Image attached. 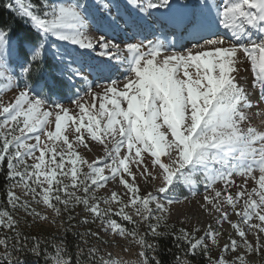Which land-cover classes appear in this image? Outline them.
Segmentation results:
<instances>
[{"label": "snow or ice", "instance_id": "6c2138e0", "mask_svg": "<svg viewBox=\"0 0 264 264\" xmlns=\"http://www.w3.org/2000/svg\"><path fill=\"white\" fill-rule=\"evenodd\" d=\"M4 8L30 32L13 38L0 27V169L11 209L0 211V228L12 233L0 238V261L16 264L22 250L15 212L49 220L34 204L55 218L69 213L66 230L82 205L78 223L131 238L138 264H161L149 239L165 234L208 264L264 253V0H6ZM48 65L55 78L34 83ZM185 203L198 226L162 232L173 205ZM74 235L101 240L99 231ZM55 252L54 264H125L95 246Z\"/></svg>", "mask_w": 264, "mask_h": 264}, {"label": "trees", "instance_id": "16d2710c", "mask_svg": "<svg viewBox=\"0 0 264 264\" xmlns=\"http://www.w3.org/2000/svg\"><path fill=\"white\" fill-rule=\"evenodd\" d=\"M5 2L6 0H0V27H9L14 35L24 33L26 31V28L21 24L20 21L15 18L12 11L4 8ZM7 187L8 183L5 180L4 171L3 169H0V211H11L10 207L6 203ZM82 207V205H77L76 208L71 211V214L76 217V219L72 222L76 225V227L72 228L71 230H66L68 226L67 215L69 213H64L62 216H60L63 217V228L62 233L59 236L49 231H40L39 233H33L29 232V230L26 231L23 230V228L19 227L22 233L21 239L23 240V246L22 250L13 252V257L16 261V264H54L52 257L56 255L55 249L57 246H59V244H63L64 250L69 255H74L77 253V245H80L81 247L91 246L93 238L85 237L84 239L89 241L88 245H85L82 243V240L79 236L74 235V233L77 231H96L97 222L94 224L90 223L85 225H80L78 223L79 220L84 219ZM20 212L22 211H17L14 213V215L17 216ZM166 223L168 227L161 228L160 230L162 232L170 233L173 230L178 232L181 227H185L180 224L171 223L169 221ZM125 226L129 228L132 227L131 224H127ZM187 229L191 230L190 228ZM0 231L1 233H3L6 230L0 228ZM202 234V232L199 233V235ZM7 235H12V233ZM24 237H27V239H23ZM36 241H39L40 249L38 250V252H33L32 249L35 246ZM100 242L105 241L101 238ZM149 242L155 243L157 245L156 252H150L149 255H154L156 259L161 261V264H177V256H179L181 260H189L190 264H208L206 256L197 255L195 258H192L191 256L186 255L185 249L178 248L176 246V241L172 235L165 234L155 239H149ZM11 243H15V241H12ZM0 264H6V262L0 261Z\"/></svg>", "mask_w": 264, "mask_h": 264}, {"label": "rangeland", "instance_id": "374dc122", "mask_svg": "<svg viewBox=\"0 0 264 264\" xmlns=\"http://www.w3.org/2000/svg\"><path fill=\"white\" fill-rule=\"evenodd\" d=\"M22 2L24 4H27L29 2V0H22ZM13 13H14L15 18L18 21H20L21 24L26 28V31L24 33H20L17 35H14L12 33L13 38L21 37V36H24L26 33H29L30 28H29L28 23L19 16L18 12H13ZM49 78H55L54 77V70L52 69V67L50 65L45 66L42 69L41 73L37 77L34 78V83H39L40 81H46ZM80 94L83 95V89H81ZM64 95H66V94H64V93L61 94L60 101L62 103H64L65 105H70V101L66 98H63ZM82 154L87 156L89 159H91L92 155H93L91 153H82ZM95 155H102V153H100L97 150L95 152ZM77 166H79V165H77ZM83 171H87V169L84 168ZM65 182H68V181L66 180ZM109 187H111V185H109ZM15 191H16L17 195L21 196L22 199L25 198L23 195L24 188L22 186H18L15 189ZM202 192H203V188L201 187L199 189L198 195L194 199L199 200L201 198L199 193H202ZM79 194H82V193H79ZM97 195L98 196H106V195H108V193L105 190L101 189L97 192ZM177 195L183 196V195H189V193L186 189H179L177 191ZM33 206L37 208V211H40L43 214L48 215L49 220L47 222L34 220L31 217H26V215L23 212H20L16 216L20 220L19 227L23 228V230H26V231L29 230V232H33V233L34 232L39 233L40 231H43V232L49 231V232H52L58 236L61 235L62 228H63V221H62L63 217L55 218L54 213L51 210L46 209L43 205L37 206L34 204ZM101 207H107V206L104 204H101ZM111 207L115 211V210H118L119 205L113 204V205H111ZM77 210H78V208H77ZM180 210H182L183 215H181ZM126 211L130 215H133L134 219L139 220V218L135 215L133 209L128 208V209H126ZM197 215H199V214L196 213L195 208L192 205H190L188 203H185L183 205L177 204V205H173L172 211H171L169 218L166 222L169 221L171 223L180 224L182 226H185V227L191 229L193 226H198V225H196V216ZM186 217L191 221L190 224H182L181 223V221L185 220ZM53 218H55V221H56L55 223L52 222ZM200 218L202 220L208 219L206 217H200ZM233 219H235V217H233ZM227 227L228 226L225 225V228H227ZM146 229H147L146 224H139L138 231L141 234H143ZM96 231L100 232L102 240H104L106 242L96 241L93 238L91 246L97 247L100 251V255L104 256V258L106 260L109 259L108 253H111L112 258L122 260L125 262V264H138L137 253L139 250V245H137L131 238L123 239V238L114 237L111 234L105 235L104 230L101 228L99 221H97ZM5 234H11V232H8L6 230L3 233H1V231H0V238H3V236ZM229 234H231V233H225L224 236L221 238V241H220L221 245L227 241ZM59 246L63 247V244H59ZM3 251H4V249L2 247H0V253H3ZM213 252H215V249L213 250ZM249 264H264V253H253V254H251V256L249 258Z\"/></svg>", "mask_w": 264, "mask_h": 264}, {"label": "bare ground", "instance_id": "6f19581e", "mask_svg": "<svg viewBox=\"0 0 264 264\" xmlns=\"http://www.w3.org/2000/svg\"><path fill=\"white\" fill-rule=\"evenodd\" d=\"M220 31H221V34H225V35H226V33L224 32L223 29H221ZM244 76L248 78V81H249V82L251 81V79H252V73H251L250 70L245 71V72H244ZM236 179H237V181L239 182L240 178L237 177ZM251 186H253V185H252V182L249 181V187H251ZM180 211H181V215H183L182 210H180Z\"/></svg>", "mask_w": 264, "mask_h": 264}]
</instances>
